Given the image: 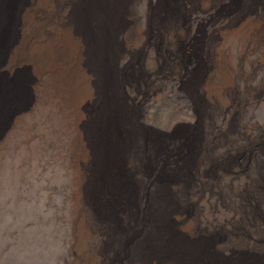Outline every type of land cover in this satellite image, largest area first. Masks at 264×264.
<instances>
[{"label": "rangeland", "instance_id": "rangeland-1", "mask_svg": "<svg viewBox=\"0 0 264 264\" xmlns=\"http://www.w3.org/2000/svg\"><path fill=\"white\" fill-rule=\"evenodd\" d=\"M55 3L28 37L34 1L0 0V264H264V0L101 6L72 29L94 88L78 122L23 53L37 21L72 27ZM221 49L231 102L210 110Z\"/></svg>", "mask_w": 264, "mask_h": 264}, {"label": "bare ground", "instance_id": "bare-ground-1", "mask_svg": "<svg viewBox=\"0 0 264 264\" xmlns=\"http://www.w3.org/2000/svg\"><path fill=\"white\" fill-rule=\"evenodd\" d=\"M33 1L34 5L25 13V19L28 23L25 34L28 37L32 33V24L36 22L35 17L37 12L49 14V17H52V13L56 8V0ZM67 1L70 2L73 9L71 17V21L73 22L72 27H61L57 24H48L46 21H37L35 25L36 29L34 28L33 33L34 35L38 34L39 37L32 39L30 43L26 42L23 46V53L30 57L35 70L41 75L45 71L56 74V79H54V81L60 83V85L58 83V86L61 90V94L68 98V102L73 107V118L78 122L83 116L81 113L83 104L88 99L93 98L94 88L92 86V78L83 66L82 54L85 47L81 39L73 36L72 29H86L85 24H88V21H92L91 18H93V16L94 21L97 20L95 15L98 13V9H102L100 8L101 6H104V9H108V7L112 9L114 5L120 3L118 7H122L126 0H121V2L120 0H59V3L63 5ZM251 30L264 32V22L254 24ZM251 30L245 34V41L249 40V33ZM133 36L134 34L130 33L127 35V38L133 40ZM128 45L130 46L129 43ZM229 57L231 58L232 56ZM218 59L219 62L213 71V83L208 84L205 91L209 98V101L208 99H206V101L209 102L208 105L210 106V110L213 109L215 104L223 108L230 105L231 102L229 96H227L226 90L228 86L232 84V76L229 68V58H227L224 49H221ZM76 135L74 143L77 150L79 149L78 151L82 154L78 158L79 163L81 162V158H83V160L86 158L85 154L87 153H85L86 150L82 133ZM76 182L79 188H81L84 180L83 172L80 167L77 169ZM82 229L83 220L81 219L80 231H82ZM184 229L191 230L192 226L190 225ZM26 244H28V242ZM26 244L23 243V245Z\"/></svg>", "mask_w": 264, "mask_h": 264}, {"label": "clouds", "instance_id": "clouds-1", "mask_svg": "<svg viewBox=\"0 0 264 264\" xmlns=\"http://www.w3.org/2000/svg\"><path fill=\"white\" fill-rule=\"evenodd\" d=\"M246 255H247V254H246V253H244V254H243V257H245Z\"/></svg>", "mask_w": 264, "mask_h": 264}]
</instances>
